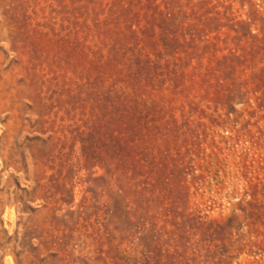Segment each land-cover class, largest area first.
Here are the masks:
<instances>
[{
	"label": "rangeland",
	"instance_id": "obj_1",
	"mask_svg": "<svg viewBox=\"0 0 264 264\" xmlns=\"http://www.w3.org/2000/svg\"><path fill=\"white\" fill-rule=\"evenodd\" d=\"M184 2L209 18L164 36L162 66L127 77L142 103L116 114L98 97L114 65L87 56L89 0H0V264H115L117 245L157 258L197 239L264 264V0ZM123 28L106 39L137 44ZM80 70L102 78L82 87ZM188 213L227 227L184 230Z\"/></svg>",
	"mask_w": 264,
	"mask_h": 264
},
{
	"label": "trees",
	"instance_id": "obj_2",
	"mask_svg": "<svg viewBox=\"0 0 264 264\" xmlns=\"http://www.w3.org/2000/svg\"><path fill=\"white\" fill-rule=\"evenodd\" d=\"M89 3L91 8L86 6V10L89 13L93 12L95 19L92 26L88 25L87 27L83 23L88 28L85 30V39L88 40L89 37H92L91 40L94 41L93 46L87 45L92 53L90 55V52H87V56L91 62H100L107 56V60L113 63L114 68L104 76L107 85L105 88L99 89L98 97L99 101L106 100L110 106L115 108L116 114L142 103V94L136 89V84H132L127 77L129 75L136 76L138 83L142 84L146 67L151 69L162 66L160 55L163 54L162 52H168V46L163 39L164 36H173L174 38L179 29L191 31V27L197 26L200 20L209 18L207 12H211L205 10L204 5L200 7L196 4H190V2L185 3L184 0H89ZM226 13L224 15L229 20L234 19L228 14L227 16ZM115 21L123 24L122 32L125 36L136 37L139 42L136 44L129 41L118 48L116 45H111L110 40L106 39L105 33L112 30ZM147 30H151L152 34L148 35ZM187 34L189 32H183V35L186 36ZM190 35L194 38L195 33L190 32ZM203 41L202 39L201 42ZM105 47H108L109 51H117L120 60H116L112 52L105 54L103 52ZM111 47L112 49H110ZM142 52H145V57H142ZM146 52H148L147 55ZM151 52L158 54L157 60H153L149 56ZM173 52L178 51L174 50ZM101 78L100 74L80 70V86L82 87L93 88L97 86L96 81L101 80ZM122 125L125 127L126 123L122 122ZM114 131L118 135L124 134V130H120V128H115ZM140 161H144V159L140 157ZM123 171L125 174L128 173L126 170ZM129 177L135 179L134 174ZM119 189L123 191V186L120 185ZM233 219L234 217H231L229 220ZM179 224L183 226L184 230L188 228V231L193 232L195 228L200 231V228L209 227L222 230L227 227L226 222L217 219L204 220L201 216L192 213L183 215ZM194 234L198 235V233ZM119 236L122 241L127 238V236ZM210 246L211 244L207 245L206 241L197 239L194 242L178 245L172 251L170 248H165L156 258L154 250L146 245L140 250L142 259H137L124 255L117 245V253L114 254L113 258L115 264H225V262L231 264L230 260H227L228 257L219 259L222 256L214 255L215 258H210ZM216 257L219 259L218 262H216Z\"/></svg>",
	"mask_w": 264,
	"mask_h": 264
}]
</instances>
